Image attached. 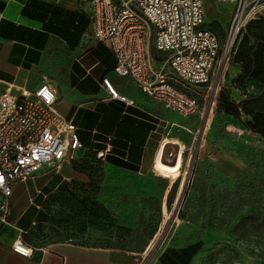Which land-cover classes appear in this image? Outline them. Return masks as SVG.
<instances>
[{
  "label": "rangeland",
  "instance_id": "obj_1",
  "mask_svg": "<svg viewBox=\"0 0 264 264\" xmlns=\"http://www.w3.org/2000/svg\"><path fill=\"white\" fill-rule=\"evenodd\" d=\"M71 2L73 13L82 17L89 14L90 0ZM215 2L205 0V7ZM220 8L224 11L223 5ZM211 15L205 17V22L218 31L217 22L209 24ZM220 33L225 38L227 33ZM158 60L156 57V65ZM231 64L229 56L223 76L228 74L233 79L240 68ZM47 76L60 83L62 98L68 102L64 82L56 76ZM147 109L159 115L160 142L156 155L139 172H130L113 171L91 154L79 153L69 163L75 176L44 198L39 209L29 208L25 220L36 221L27 237L38 246L58 242L109 245L138 256L147 254L148 258L164 248L176 251L199 242L203 245L199 264L238 263L243 257L253 262L264 261V141L237 121L215 116L214 112L209 117L210 127L202 132L205 115L203 119H186L154 102ZM166 121L177 126L165 128ZM230 153L238 155L243 174H236L228 163L226 155ZM66 170L67 162L61 171L67 174ZM184 180L185 198L175 214L183 198L180 195ZM41 182L29 179L20 185L21 206H28L32 196L35 203L39 202L41 196L36 197L35 192ZM199 187L206 189L205 207L196 191ZM189 201L188 215L200 212L196 222L180 218ZM245 216L247 220L240 225ZM209 221H213L214 232L204 229Z\"/></svg>",
  "mask_w": 264,
  "mask_h": 264
},
{
  "label": "built area",
  "instance_id": "obj_2",
  "mask_svg": "<svg viewBox=\"0 0 264 264\" xmlns=\"http://www.w3.org/2000/svg\"><path fill=\"white\" fill-rule=\"evenodd\" d=\"M218 1L235 5L224 43L205 26L203 0H90L89 28L94 40L114 54L118 77L130 79L167 111L203 119L211 101L209 117L215 112L225 83L222 65L239 34L248 23L264 17V0ZM104 85L114 98L130 102L107 80ZM6 86L0 94V226L9 223L15 183L60 171L83 148L76 126L56 108L59 92L48 76L35 91ZM208 122L209 118L206 127ZM175 126L167 123L170 129ZM13 251L24 257L32 254L22 239Z\"/></svg>",
  "mask_w": 264,
  "mask_h": 264
},
{
  "label": "crops",
  "instance_id": "obj_3",
  "mask_svg": "<svg viewBox=\"0 0 264 264\" xmlns=\"http://www.w3.org/2000/svg\"><path fill=\"white\" fill-rule=\"evenodd\" d=\"M71 1L0 0V94L6 90V85L35 91L44 75L60 78L67 87L68 102L62 98L60 83L53 80L59 92L56 108L76 126L81 144L82 139L89 138L98 144H104L105 139L117 141L112 153L108 154L110 150L104 151L100 152L104 154L103 157L98 156L113 171L121 169L107 163V155L127 161L124 149L132 147L135 152L132 153L131 162L135 163L137 151L141 150V170L159 148L158 112L147 109L153 102L130 79L118 77L114 73V54L94 40L89 28L90 2L89 14L82 17L73 13ZM210 4L213 5L212 10L209 9ZM222 5L224 11L220 8ZM234 10L233 3H221L218 0L205 7L206 16L212 14L209 24L217 22L218 31L211 29L206 22L205 26L223 43L227 34L224 38L220 31L228 33ZM104 80L109 82L119 97H126L130 102L114 98L104 85ZM167 123L174 122L166 121L165 128H169ZM150 125H155V129L150 128ZM137 126L138 130L133 136ZM122 153L123 157L120 156ZM226 159L236 174L244 173L243 164L236 153L226 155ZM61 170L53 174L42 172L31 178L33 181L43 180L41 186L36 188V197H46L44 189L53 193L62 184L69 182L70 177L75 176L69 169V163L67 174ZM27 181L13 187L9 199V223L0 226V264H173V261L181 264L177 261L181 255L179 251L189 246L170 253L164 248L150 258L147 254L138 256L121 248H99L71 242L32 247L29 257L16 253L13 251L15 242L23 240L30 227L35 225V219L31 223L25 220L26 213L31 206L39 209L33 196L28 206L19 203V187ZM164 254L167 256L163 257ZM187 264H199V251ZM231 264H264V261L253 262L243 257L241 262Z\"/></svg>",
  "mask_w": 264,
  "mask_h": 264
},
{
  "label": "trees",
  "instance_id": "obj_4",
  "mask_svg": "<svg viewBox=\"0 0 264 264\" xmlns=\"http://www.w3.org/2000/svg\"><path fill=\"white\" fill-rule=\"evenodd\" d=\"M231 61L232 66L240 68V72L233 79H230L228 74L225 76L226 81L219 91L214 114L215 116L228 117L237 121L244 127L245 130L264 141V17L251 21L245 29L241 31L232 50ZM144 116L146 117V115ZM149 127L155 129V125L153 127L150 125ZM137 130L138 126L135 127L133 136ZM99 140L103 142V140ZM106 143L112 145V148L108 153L110 154L114 149L113 145L118 142L113 139L110 141H106L105 139L104 144H98L91 142L90 138L87 140L82 139L83 148L78 151L76 155L81 152H87L93 156L92 158H98L99 162L104 163L103 158H99L98 154L107 150ZM124 150L127 152V161L114 157L113 155H107L105 157L106 162L120 168L121 170L139 172V164L142 156L141 150L137 151L135 163L131 162L132 153L135 152L134 148L130 147ZM123 154L124 153L120 156L123 157ZM80 173L86 174V172L82 171H80ZM64 184H62L58 190L61 189ZM205 190V187H199V189L197 188L196 190L203 198V201L201 200L203 207L207 204L206 197L204 196ZM45 194L48 196L50 193L46 190ZM46 197L41 196L39 202H36V204L41 205ZM212 200L213 198L211 197L210 203ZM186 205L187 206L180 214V218L182 220L190 219L191 221L196 222L200 217V212L197 213V215L190 216L187 212L188 207L190 206V201L187 202ZM246 220V216L243 217L240 225ZM212 222L213 221H209L208 223H205L206 225L204 226V229L214 232L215 226ZM23 241L31 248L38 246L33 243L27 235L23 238ZM91 246L99 248H113L109 245ZM202 247V243L198 242L195 245L180 250L179 252L181 255L177 258V261L181 264H187L188 260L197 254ZM168 252L170 253L176 251ZM164 256L166 257L167 255L164 254L163 257ZM173 264H177V262L173 261Z\"/></svg>",
  "mask_w": 264,
  "mask_h": 264
},
{
  "label": "water",
  "instance_id": "obj_5",
  "mask_svg": "<svg viewBox=\"0 0 264 264\" xmlns=\"http://www.w3.org/2000/svg\"><path fill=\"white\" fill-rule=\"evenodd\" d=\"M226 57H227V56H226ZM225 66H226V65H225V62H224V64L222 65L221 73H223ZM211 105H212V101H211L210 104L208 105V109H207V111H206V115H205L204 122H203L202 129H201L202 132H204L205 127H206L207 120H208V118H209V113H210V110H211ZM197 148H199V143H198V145H197ZM197 153H198V150H196V153H195L196 156H197ZM184 198H185V196H183V198L181 199V202L179 203V205H178V207H177V209H176L175 214H177V213L179 212L180 207H181V204H182ZM173 221H174V220H173ZM173 221H171L170 225L173 223ZM170 225H169V227H170Z\"/></svg>",
  "mask_w": 264,
  "mask_h": 264
},
{
  "label": "bare ground",
  "instance_id": "obj_6",
  "mask_svg": "<svg viewBox=\"0 0 264 264\" xmlns=\"http://www.w3.org/2000/svg\"><path fill=\"white\" fill-rule=\"evenodd\" d=\"M186 186H187V182L184 180V182L182 183V187H183V189H182V192H181V195L180 196H183L184 194H185V190H186ZM179 196V197H180ZM180 201V200H179ZM178 201V202H179ZM180 203V202H179ZM169 220H170V217L168 218Z\"/></svg>",
  "mask_w": 264,
  "mask_h": 264
}]
</instances>
